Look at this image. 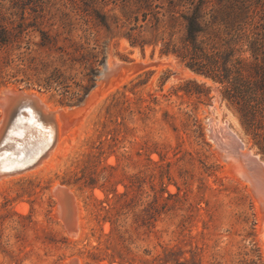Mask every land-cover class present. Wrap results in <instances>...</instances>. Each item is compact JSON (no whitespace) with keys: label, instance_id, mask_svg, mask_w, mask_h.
I'll use <instances>...</instances> for the list:
<instances>
[{"label":"rangeland","instance_id":"obj_1","mask_svg":"<svg viewBox=\"0 0 264 264\" xmlns=\"http://www.w3.org/2000/svg\"><path fill=\"white\" fill-rule=\"evenodd\" d=\"M189 1L0 0V89L62 109L55 154L0 178V264H264L263 211L208 120L263 162L264 128L248 132L220 85L171 52ZM207 1L212 21L222 5ZM54 69L68 92L46 84ZM189 80L199 93L183 90ZM56 185L75 196L76 237Z\"/></svg>","mask_w":264,"mask_h":264},{"label":"trees","instance_id":"obj_2","mask_svg":"<svg viewBox=\"0 0 264 264\" xmlns=\"http://www.w3.org/2000/svg\"><path fill=\"white\" fill-rule=\"evenodd\" d=\"M207 2L189 1L191 11L182 14V45L171 52L191 71L219 84L222 97L236 106L247 131L259 135L264 128V0H219L222 7L210 14L212 21L205 17ZM259 12L262 21L247 20ZM238 43L246 46L249 56L234 58ZM162 52L167 54L170 50ZM61 77L54 69L45 82H55L63 92H68ZM186 84L185 92L199 93L195 88H187L190 84L198 86L195 80Z\"/></svg>","mask_w":264,"mask_h":264},{"label":"bare ground","instance_id":"obj_3","mask_svg":"<svg viewBox=\"0 0 264 264\" xmlns=\"http://www.w3.org/2000/svg\"><path fill=\"white\" fill-rule=\"evenodd\" d=\"M193 75H195V74H193ZM41 99H39L32 92L26 93L25 91L22 90V91H19V92L16 93L15 98L14 97L11 98V99L7 98L6 100H4L3 103H0V109L2 110V113H3V117H2V119L0 121V133H1L2 129L4 128L5 124H6L8 118H9V114L11 113L15 103H16V107L18 106V104L21 101H24V100H26V102H28V103H31L29 105L27 104V105H24V106L20 105L21 108L18 109V112H20L19 114H21L24 118H27L30 121H33L34 124H38L39 125V127L34 126L32 129L35 130V131H38L41 134L40 143L42 145V148H44V149L47 148L48 149L46 154L43 155L39 159V162L36 163L32 167H35V166L39 165L40 163H42V161L44 160V158L46 156H48V154H51V155L55 154L54 151L58 147L60 136H61L60 135L61 134V129H62L61 126H60V123L58 121V115H61L62 109L57 108V109H54V110L50 111L48 106H47V104H43L44 102ZM21 109H26V110L21 112ZM37 110H39L41 112V114H42V118H40V120L38 118L39 112ZM67 115H68V113H67ZM76 115H77V113H76ZM65 117H67V116H65ZM63 122H64V120H63ZM208 125H209L208 126L209 129L211 130V132H212V134L214 136L213 141L215 142L217 147L218 146L220 147L218 149L220 150L221 158L224 160V162H227L228 165L231 168H233V171H234L235 175L238 178L241 177L242 179L247 181L254 188L256 187V185L258 183L264 189V174L261 173L258 177H256V174H255L254 171H253V173L250 172V171L248 172L246 170L245 166L243 165V163L244 164L245 163H248V164H252L253 163L252 161H250L248 159L247 156H248V154H251V153L254 154V153L251 150H245L244 147H243L242 149H240V153L238 154V150H235V148H234L235 147V141L234 140L235 139L241 140V139L234 132L229 130L226 126L218 127V128L215 127V124H214V122L212 121L211 118L208 120ZM243 145H244V143H243ZM55 146H56V148H55ZM54 148H55V150L53 151ZM238 156H239V159L237 158ZM45 162L46 161L44 160V163ZM2 167L3 168L4 167H8L9 168V167H13V165L8 164L7 163V159H2V160H0V168H2ZM32 167H30V168H32ZM26 169H21V170H16V171H9L10 173L9 172L8 173L0 172V178L4 177L6 175H10V174H13V173H17L19 171L26 170ZM56 187L62 188V187H65V186L56 185L53 188V190H52L54 194H55L54 190H55ZM68 192L70 193V195H71V193L73 194V192L71 190H69V189H68ZM70 195L63 194L62 196H59V198L57 199V210H58L57 212L59 214V217L63 221V224H64L67 232L72 237H74V236L76 237L79 234L80 225H79L78 216H77V208H76V203H75L76 199H75L74 194H73L74 197L70 196ZM262 206H261V210L264 211V206L263 207ZM72 225H74L75 228H71ZM260 227H262V226H260ZM71 263L72 264H80L79 260L69 261L66 264H71Z\"/></svg>","mask_w":264,"mask_h":264},{"label":"water","instance_id":"obj_4","mask_svg":"<svg viewBox=\"0 0 264 264\" xmlns=\"http://www.w3.org/2000/svg\"><path fill=\"white\" fill-rule=\"evenodd\" d=\"M19 91H22V89L9 88V87H4L0 89V103H3L4 100H6L7 98L9 99L13 97L15 98L16 93ZM27 104L29 105L31 103H28L26 102V100H24V101H21L17 107H16V103L14 104L13 109L11 113L9 114V118L0 133V160L7 159V163L10 165H13V167H9V168L8 167L0 168L1 169L0 172L2 173L3 172L8 173L9 171H16V170H21V169H26V168L28 169L34 166L36 163L39 162V159L43 155H45L48 150L47 148L46 149L42 148V145L40 143L41 134L38 131H35L32 129L34 126L39 127V125L34 124L33 121H30L27 118H24L21 114H19L20 112H18V109L21 108L20 105L24 106ZM24 110L26 109H21V112ZM37 111L39 112L38 118L40 120V118H42V114L39 110ZM208 132H209V137L214 139V136L211 130L209 129V127H208ZM234 141H235L234 148L235 150H238V154H239L240 149H242L244 145L242 141L239 139L238 140L235 139ZM217 148H220V147L218 146ZM218 151H219V154H221L219 149ZM247 157L253 163L252 164L243 163L246 170L252 173L254 171L256 174V177H258L261 173L264 174V162L256 154L251 153V154H248ZM237 158L239 159V156ZM239 178L242 179L241 177ZM242 180L245 181L244 179ZM249 186H250L251 192L255 196L261 208L262 205L264 206V189L258 183L255 188L252 187L251 184H249ZM68 189L69 188L66 186L62 188L56 187L54 190L55 194L53 193V191L52 193L54 194V196L56 195L55 197L56 199H58L59 196H62L63 194L70 195V193L68 192ZM70 196H73V194L71 193ZM263 214H264V211H263ZM71 228H75V226L72 225ZM74 260L76 259H73L71 261H74Z\"/></svg>","mask_w":264,"mask_h":264}]
</instances>
